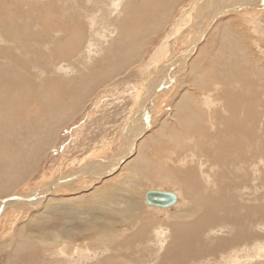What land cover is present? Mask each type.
<instances>
[{"label": "bare ground", "instance_id": "6f19581e", "mask_svg": "<svg viewBox=\"0 0 264 264\" xmlns=\"http://www.w3.org/2000/svg\"><path fill=\"white\" fill-rule=\"evenodd\" d=\"M35 1L0 2V42H8L0 50L6 63L0 67V194H9L0 199V218L7 207L25 211L51 195L55 198H46L40 211L56 216L57 228L48 233L44 221L25 220L29 231L42 233L39 238L27 230L17 234L14 259L37 249L40 239L55 256L46 264H264V242H257L256 234L264 225V194L261 198L256 190L259 182L264 185V53L250 56L252 46L264 52V28L243 26V16H264V0H195L181 7L183 0H76L91 9L89 29L73 17V0L64 11L57 10L62 0ZM176 7L180 12L168 32ZM223 16L235 22H224L217 46L213 42L206 57L201 55L204 64L189 60L207 29ZM189 21L194 30L203 26L182 56L162 63L170 44L190 32L180 31ZM133 71L145 76L120 85L121 103L128 96L126 106L131 105L125 124L120 123L126 127L117 134L122 149L106 158L90 153L80 161L83 154L74 152L66 161L61 158L65 163L57 168L58 179L14 194L40 161L48 162L58 134L74 116L88 118L86 103L94 89L104 88L96 96L111 94L113 106L117 87L110 83L128 79ZM38 78L44 79L42 85ZM99 100L94 110L103 106ZM155 119L158 130L144 139ZM114 170L130 176L116 183L111 176L98 185ZM149 184L176 191L171 207H179L163 225L145 215L146 207L160 210L146 204L144 193L141 198ZM64 192L76 195L57 197ZM148 250L158 256L145 257Z\"/></svg>", "mask_w": 264, "mask_h": 264}, {"label": "rangeland", "instance_id": "374dc122", "mask_svg": "<svg viewBox=\"0 0 264 264\" xmlns=\"http://www.w3.org/2000/svg\"><path fill=\"white\" fill-rule=\"evenodd\" d=\"M3 1H5V0H0V2H2V4H4V2ZM11 1H14V0H11ZM38 1V2H37ZM37 1H35V2H37L38 4H42L43 2L42 1H44V0H37ZM84 1V4H87L86 3V0H83ZM191 1H195V0H183L181 3H179V7H181V6H183L184 4H187V2H191ZM24 2H26V0H24ZM41 2V3H40ZM76 0H73V2L72 1H70V4L71 5H74L75 7L74 8H76L75 9V14H74V16L73 17H75L76 19H78V20H80V21H82V23L84 24V26L86 27V29L88 28H90V25H89V22L87 21V12H90V8L89 7H87V6H84V4H80V6L79 5H77L76 3H78V2H76ZM199 2V1H198ZM67 3H68V0H62L61 1V3H58L57 5H58V8H57V10L58 11H60L61 9L64 11V8L67 6ZM200 3V2H199ZM198 3V4H199ZM34 5H36V3H34ZM84 7H85V10H84ZM179 7H176V9H175V12L173 13V15L174 16H172L171 17V19L172 20H170L169 21V24L168 25H166V31H167V29H168V32H169V27L173 24V21H175V19L177 18V13L178 12H180V10H179ZM177 12V13H176ZM193 12H195V11H193ZM4 13H1V10H0V19L2 18V15H3ZM246 17V18H245ZM191 18V17H190ZM231 18V19H230ZM233 18H235V17H232V16H229V17H221V18H218L214 23H212V26H211V29H207V37H205V38H203V42H201V44L200 45H198V47H197V49L202 45V48L200 47V49H203V51L200 53L199 51H193L192 52V54H190L191 55V57L189 58V60H191L192 58H198L197 60H195V61H197L199 64L201 63L202 64V62H204V57H206V52L207 51H205V50H209L207 47H212L211 45L213 44V42H214V44L213 45H215V46H217V43H218V40H219V37L221 36V34H222V32H223V25H224V22H225V24H227L228 22H232L233 23V21L235 22V20L233 19ZM243 19H244V25L243 26H246L247 28H251V27H255V29H257L258 30V28L257 27H259V30L263 27L264 28V16L262 15V16H256V17H248V16H243ZM252 19V20H251ZM221 20V21H220ZM192 21H194V20H192ZM217 22V23H216ZM222 24H221V23ZM192 23V24H191ZM193 23L194 22H191V21H189V24H187V26L186 27H183V28H181L180 29V31L181 30H183V31H186L185 29H188L190 32H186L185 34H184V32L183 33H178V35H182V34H184V35H182L181 37H180V39L176 42V44H170V46L168 47V49L170 50L168 53H167V55L165 56V58L162 60L163 62L162 63H165V62H167V61H170L172 58H174L175 56H176V58L179 56H182L184 53H183V51H185V49H186V47L191 43V41L192 40H194V38H195V36H196V33H197V31L203 26V25H198V27H196V30H194L192 27V25H193ZM258 23V24H257ZM1 24V23H0ZM220 24V25H219ZM222 25V27H220ZM255 25H257V27L255 26ZM216 26V27H215ZM219 28H220V31H219ZM214 30H217V31H214ZM215 32V33H214ZM221 32V33H220ZM259 32V31H258ZM264 32V30H262L261 31V33H263ZM161 33H165V32H161ZM193 33V34H192ZM261 33H257V34H259L258 36H260L261 35ZM257 34L255 35L256 36V38H257ZM264 34V33H263ZM214 35V36H213ZM220 35V36H219ZM208 36L210 37V38H208ZM219 36V37H218ZM212 37H215V38H212ZM162 38V37H161ZM171 38V40H173V39H175L176 37L175 36H171L170 37ZM214 39H215V41H214ZM207 40H208V42H207ZM205 42H207V43H205ZM179 43V44H178ZM8 45V42L6 43V44H4V43H2V42H0V50H1V48L2 47H6ZM156 45H157V43L155 44H153V46H152V50L154 49V48H156ZM171 46H172V48H171ZM154 47V48H153ZM260 47H264V44H260ZM14 48V47H13ZM36 48H38V47H36ZM176 49H178V50H176ZM18 50V48L16 49V50H14L13 52L15 53V54H18L16 51ZM38 50V49H37ZM196 52V53H195ZM197 52H199V53H197ZM22 53V51H20V54ZM151 53V52H150ZM182 53V54H181ZM204 53V54H203ZM254 55H253V54ZM264 52L261 50V49H257V47L256 46H252L251 48H250V56H255V57H260L259 55H261V54H263ZM150 55V54H149ZM195 55V56H194ZM201 55H203L204 57H202ZM197 56V57H196ZM201 56V57H200ZM200 58H202L201 60H200ZM144 59H147V58H144ZM199 60H200V62H199ZM262 61H264V59H261ZM202 61V62H201ZM1 62H2V64H1ZM18 62V61H17ZM5 64L6 63H4V61H0V67H2V68H4V66H5ZM204 64V63H203ZM202 64V65H203ZM6 67V66H5ZM35 67V66H34ZM33 68V67H32ZM36 71H38L37 70V68H34L33 69V71L32 72H35V73H37ZM130 71V70H129ZM19 72H21L20 70H19ZM18 72V73H19ZM17 73V74H18ZM34 73V74H35ZM38 74H39V72H38ZM129 74V73H128ZM181 74V73H180ZM184 74V73H183ZM134 75V76H133ZM36 76V75H35ZM54 76V78H56V75H53ZM145 76V75H144ZM143 76V77H144ZM36 77H39L38 75L36 76ZM143 77L142 76H140L139 74H138V72H136V71H133L132 72V76L131 77H129L128 79H125V80H123L122 78H119L118 80H113V82L112 83H110V84H112V85H114V86H116L117 87V89L116 88H114V89H116L112 94L114 95V96H116V101H114L115 103V105H111L110 106V96H111V94H109V93H103V92H101L100 93V95L99 96H96V95H98V93L100 92V91H102V90H104V88L103 87H98L99 89H101V90H98V88H95L94 90V92H93V94H92V99L91 100H89V101H87V103H86V107H87V112L89 111V116H88V118H86V117H83V116H79V114L78 115H75L74 116V118H73V120L70 122V123H68L67 125H65V126H67V128L66 129H64V130H62V134L61 133H59L58 134V137H57V143L58 144H56L54 147H52L51 149H50V151H49V156H48V159H47V161L48 162H45V160L43 159L42 161H40L39 163L41 164V162H42V164L41 165H39V163L37 164V167H36V169H34V172H32L30 175H29V177H28V181L26 182L27 184H24L23 186H26V189H24L23 188V186H17V188L15 187V189H13L12 190V192L15 194V193H21L23 190L24 191H28V192H31V191H33L34 190V188H35V185H38L39 184V186H41V185H45L46 186V184H48L49 183V181L51 182V181H53V180H56V179H58L59 178V174H57V168L60 166V164H64L65 163V161H66V157H71V155H72V153H74V156H80L81 154H83V155H81V157L79 158V157H77V159H78V161H80L81 159H83V157H87V156H89L90 155V153H95V154H97L96 156H99V157H109L110 155H112V154H116V153H118L119 152V150H121L122 148L120 147V146H122V145H120V143H122L121 142V140H119V138H118V135L117 134H120V129H121V127H123V129L126 127L125 125L124 126H121V124H125V122H126V119L128 118V116H129V110H130V107H131V105H129V106H126V104H127V102H128V96L124 99V101L121 103V100H122V96L121 95H119V92H121V90H122V87H120V85H121V83H124V82H129V83H133V84H135L136 82H140V80H141V78L143 79ZM180 77V76H179ZM181 78V77H180ZM41 78H38L37 80H33L34 82L35 81H37V82H39L38 83V85L39 84H41L42 85V82L44 81V79H42V80H40ZM110 82V81H109ZM122 86V85H121ZM111 87V86H107V89H109V88ZM114 89H112V90H114ZM100 97V98H99ZM97 99H100L99 100V106L101 105V102H103V106H101V108L99 107V109H96V110H94V108L92 107V106H94L95 104L94 103H96V100ZM103 99V100H102ZM108 101V102H107ZM108 103V105H105L104 106V103ZM120 105H123V106H120ZM121 109H123L124 107V109L122 110H119V108ZM106 108V109H105ZM115 109V110H114ZM117 109V110H116ZM94 110V111H93ZM109 110V111H108ZM93 111V112H92ZM104 112V113H103ZM123 112V113H122ZM115 114H117V115H115ZM106 116V118H105V116ZM113 115V117L111 118V116ZM124 115V116H123ZM101 116V117H100ZM122 117V118H121ZM159 117H160V115H158V116H156V118H158L159 119ZM162 117V116H161ZM99 118H102V119H99ZM104 118V119H103ZM109 118H111V119H109ZM158 119H155V121H152L151 122V128L149 127V130L147 131V133L143 136L144 137V139L145 138H148V137H150V136H154V132L155 131H157L158 130V126H159V123L157 122V120ZM101 122H100V121ZM103 120V121H102ZM110 121V122H109ZM111 121H114V122H111ZM73 122H74V124H73ZM77 122V123H76ZM107 123H108V125H107ZM121 123V124H120ZM72 124V125H71ZM91 124H92V126H91ZM96 124V125H95ZM98 124H100V125H98ZM106 124V125H105ZM116 124V125H115ZM118 124V125H117ZM70 125V126H69ZM102 125V126H101ZM86 126L88 127V128H86ZM106 126H109V127H107L106 128ZM112 126H113V128H112ZM95 127H96V129H95ZM103 127V128H102ZM98 128V129H97ZM89 129V130H88ZM100 129H102V130H100ZM111 131H110V130ZM122 129V130H123ZM95 130V131H94ZM100 130V131H99ZM87 131H88V133H87ZM107 131V132H106ZM114 131V132H113ZM119 131V132H118ZM91 132H93V133H91ZM106 132V133H105ZM98 133L100 134V133H102V136H104V138L102 137V136H99L98 135ZM110 133L112 134H114V135H110ZM83 134V135H82ZM90 134V135H89ZM59 135H61L60 137H59ZM82 135V136H81ZM101 135V134H100ZM91 136V137H90ZM95 136V137H94ZM101 137V138H97V137ZM110 136H111V138H110ZM114 136V137H113ZM90 139H89V138ZM77 138H79V141H78V139ZM95 138V139H94ZM103 138V139H102ZM108 138H110L109 140H108ZM102 139V140H101ZM107 139V140H106ZM62 140V141H61ZM99 140H101L99 143H97ZM104 140H105V142H104ZM113 140V141H112ZM60 143H59V142ZM91 141H93V142H91ZM82 142L83 143H85V144H82ZM110 142V143H109ZM93 143V144H92ZM103 143H104V145H103ZM115 143V145H113ZM119 143V144H118ZM81 144V145H80ZM107 144L109 145V146H107ZM123 144V143H122ZM71 145V146H70ZM78 145V146H77ZM84 145H86V146H84ZM106 145V146H105ZM90 146V147H89ZM100 146V147H99ZM78 147V148H77ZM93 147V148H92ZM92 148V149H91ZM98 150H97V149ZM104 149V150H103ZM75 150V151H74ZM78 150V151H77ZM80 150V151H79ZM85 150V151H84ZM102 150H103V152H102ZM63 157H65V161H63V163H61V158H63ZM72 157H73V155H72ZM111 158V157H110ZM69 159H67V161H68ZM44 161V162H43ZM78 163V162H77ZM77 163H75V166L77 165V166H81V164H77ZM44 164V165H43ZM40 166V167H39ZM187 167H191V165H190V163L187 161ZM0 168H1V166H0ZM38 168V169H37ZM67 169H69V167H66ZM64 169L63 171H64V173H65V171H67V169ZM107 168V167H106ZM179 169H182V170H184V167H179ZM1 170V169H0ZM42 170V171H41ZM98 171H100V170H98ZM115 172H113V173H111V175L110 176H108V178L107 177H101L102 179H100L98 182V185L99 184H101L102 183V181H104L105 182V179L106 180H109V177H111V176H114V178H113V180H115V183L117 182V181H125L130 175L128 174V172L129 171H117V170H114ZM46 172H47V174H46ZM70 173H71V171H69ZM49 173V174H48ZM117 174V175H114V174ZM56 174V175H55ZM129 176H128V175ZM32 175V176H31ZM34 175V176H33ZM33 177V178H32ZM55 179H54V178ZM118 177V178H117ZM119 179V180H118ZM261 179H264V174H262L261 175V178H260V180ZM48 181V182H47ZM34 183V184H33ZM260 183H263V182H259V187H256V190L258 191L257 192V194L261 197V194L263 195L264 194V185H260ZM19 185V184H18ZM97 185V186H98ZM150 185V184H149ZM149 185H145L144 187H142V189H141V191H140V195H141V198H142V193H144V194H146L148 191H157V192H159V191H162V192H169V193H173L174 195H175V190H173V188H168V186H164V185H159V187L158 186H156V187H154V186H149ZM148 186V187H147ZM31 187V188H30ZM263 187V188H262ZM143 191V192H142ZM12 192H9V193H11V195H13V193ZM90 192V191H89ZM89 192H86V191H83V193L85 194V195H87ZM239 193V195H240V192H238ZM74 193H62V194H59L57 197H61L62 198V196H63V198H66V199H71V198H73V197H75V195H73ZM84 194H82L81 192L79 193V194H77L78 196H82V195H84ZM7 195H9V194H7V193H1L0 194V199H6L7 198ZM62 195V196H61ZM9 197V196H8ZM49 197V199H51V198H55L54 196L53 197H51V195H46V196H44V199L41 201V202H39V204H36L35 205V207H30L29 209H27V210H20V209H17V208H15L14 209V207H13V209L12 208H6L5 210H6V212H5V210H4V214L2 215V217L0 218V264H9L11 261L13 262L14 261V263H10V264H43V263H45L46 264V262H50V260L49 259H55V256H54V252L52 251V250H49L48 248H43L42 247V242H41V240L40 239H38V240H36V243H37V241H38V243H37V249H35V250H33V251H30V252H28V254L29 255H27L25 258H23V259H21V255L19 256V258L18 257H15V259H14V257H13V255H12V248H13V244L14 243H16V241H15V239H18V235H19V233L21 232V231H24V232H26V230H27V233L28 234H31V235H33V236H36L37 238H39L40 237V235H39V233L41 234L42 233V230H41V232L39 231V229L37 228V229H35V230H32V231H29V229H27L26 228V224L27 223H29L31 220L35 223V224H40V223H43V221L45 222V224H46V227L48 228L47 229V231H48V233H52V232H54L55 233V231H53V230H55L56 228H57V221H56V216H49L48 217V215H46L45 213H42L41 211H40V208H41V206H43L44 205V202L46 201V200H48V199H46V198H48ZM51 197V198H50ZM68 197V198H67ZM143 198H145V197H143ZM262 198V197H261ZM264 198V197H263ZM262 198V203L264 204V199ZM57 199V198H56ZM143 200V199H142ZM1 201V200H0ZM144 201V200H143ZM143 201H142V205H143V207H146L145 205H144V203H143ZM77 203V202H76ZM75 203V204H76ZM181 203H182V201H181ZM262 203H259L260 205H262ZM259 205V206H260ZM179 207V206H178ZM178 207H170V208H168V209H161L160 208V210H158L157 211V209L156 208H150V207H146L145 209L146 210H148L147 212L145 211V215L146 216H149V217H154V218H156L157 219V221H159L162 225L165 223V222H167V221H169L170 219H171V217L176 213V210L178 209ZM183 209H186L185 207L183 208L182 207V209L181 210H183ZM23 212H26V213H23ZM34 212V213H33ZM30 213V214H29ZM42 213V214H41ZM40 214H41V217H40ZM44 214V215H43ZM31 215V216H30ZM152 215V216H151ZM155 215V216H154ZM27 216H29V219L27 218ZM37 216V217H36ZM45 216V217H44ZM24 217V218H23ZM21 218V219H20ZM167 218V220H165ZM43 219V220H42ZM44 219H46V220H44ZM49 219V220H48ZM25 220H26V222H25ZM28 220V221H27ZM15 221V222H14ZM20 222V223H19ZM145 221H143V223H144ZM158 222V223H159ZM26 223V224H25ZM54 224V225H53ZM54 227H53V226ZM19 226V227H18ZM25 226V227H24ZM45 226V225H44ZM44 226H42V227H44ZM156 226H157V224H156ZM23 227V228H22ZM258 228L259 229H256V234H257V242H264V225L263 226H258ZM19 229H20V231H19ZM259 230V231H258ZM17 231H18V233H17ZM39 232V233H38ZM260 232V233H259ZM262 232V233H261ZM36 233V234H35ZM258 233H259V235H258ZM18 234V235H17ZM260 234H261V236H260ZM13 236V237H12ZM14 237H17V238H14ZM259 237V238H258ZM10 238V239H9ZM14 238V239H13ZM262 239V240H261ZM13 240V241H12ZM39 240H40V242H39ZM5 241V242H4ZM15 241V242H14ZM2 243H4V244H2ZM8 244V245H7ZM40 244H42V245H40ZM162 243H158V245L156 246V247H159L160 245H161ZM156 247H154V249L156 248ZM7 249V250H3V249ZM9 248H10V250H9ZM39 248V249H38ZM41 248H43V249H41ZM153 249V250H154ZM3 250V251H2ZM9 250V251H8ZM41 250V251H40ZM153 250H148V251H146L145 252V254H144V256L145 257H148V258H156L157 256H158V253H157V255H154L153 254ZM164 250V249H163ZM43 251V252H42ZM33 252V253H32ZM38 252H39V254H38ZM10 254V255H9ZM43 254V255H42ZM37 256V257H36ZM43 256V257H42ZM46 256H47V259H45L44 260V262L42 263H40V259H44V258H46ZM13 259H11V258ZM29 257H31V259L29 258ZM42 257V258H41ZM51 257V258H50ZM40 258V259H39ZM49 258V259H48ZM8 259V260H7ZM19 259V260H18ZM29 260V261H28ZM49 260V261H48ZM33 263H32V262ZM56 263H58V261L56 260L55 261V264ZM141 264H143V263H141Z\"/></svg>", "mask_w": 264, "mask_h": 264}, {"label": "water", "instance_id": "95a60500", "mask_svg": "<svg viewBox=\"0 0 264 264\" xmlns=\"http://www.w3.org/2000/svg\"><path fill=\"white\" fill-rule=\"evenodd\" d=\"M145 201L148 206L166 209L175 204L176 196L169 192L148 191L145 194Z\"/></svg>", "mask_w": 264, "mask_h": 264}]
</instances>
